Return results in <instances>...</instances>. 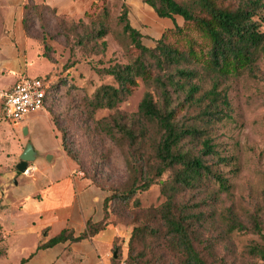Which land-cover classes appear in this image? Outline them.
I'll use <instances>...</instances> for the list:
<instances>
[{"label": "trees", "instance_id": "16d2710c", "mask_svg": "<svg viewBox=\"0 0 264 264\" xmlns=\"http://www.w3.org/2000/svg\"><path fill=\"white\" fill-rule=\"evenodd\" d=\"M142 2L160 18L180 16L183 24L166 29L155 46L148 47L140 31L131 25L128 6L124 5L119 20L132 41L134 57L127 64L115 63L100 70L113 83L102 84L90 101L92 111L113 110L132 95L139 80L150 89L135 113L117 112L98 123L102 133L119 147L129 174L128 181L115 190L112 199L126 205L137 193L155 184L160 185L165 197L160 206L135 216L125 264H226L224 259H218L215 245L237 231H252L261 238L262 243L249 253L264 261V224L257 214L251 216L252 224L247 226L232 208L221 213L219 221H211V214L203 209V204L231 189L230 180L220 166L228 165L233 157L223 155L212 129L228 117L230 103L220 89L221 84L246 72L254 74L264 55V0ZM91 8L78 21L81 30H75L77 44L85 47L100 41L105 46L104 38L109 33L106 22L102 19L90 25L83 22L84 17L95 14L90 13ZM36 11L37 21L49 11L58 28L67 29L66 17L60 18L45 3L28 0L23 27L30 39H36L29 33L28 25L30 18L35 19ZM39 78L48 83L44 110H50L59 98L58 84L54 85L48 76ZM193 112L196 114L192 117ZM61 146L75 160L66 137ZM85 177L101 188L90 174ZM211 187L215 189L202 195L204 198L195 195L198 190L201 194V189ZM108 204L106 199L102 221H88L87 230L80 237L74 238L64 231L40 248L68 238L78 241L104 230L113 224L105 221ZM114 248L118 250L114 264H123L119 240ZM4 253L5 249L0 255Z\"/></svg>", "mask_w": 264, "mask_h": 264}, {"label": "rangeland", "instance_id": "374dc122", "mask_svg": "<svg viewBox=\"0 0 264 264\" xmlns=\"http://www.w3.org/2000/svg\"><path fill=\"white\" fill-rule=\"evenodd\" d=\"M35 2L44 3L43 0ZM94 5L90 13L95 11V14L84 17L83 22L85 25L97 23L99 19L106 22L109 33L104 38L105 46H101L100 41L90 42L85 47L77 44L75 30H81L77 27L79 17L57 14L60 18L66 17L67 29L62 31L51 12L45 11V15H41V19L37 21L36 11L35 19L30 18L28 25L29 33L36 38L32 39L33 50L36 59L39 58L40 61L30 63L29 68L34 71L47 69L45 76L54 85L58 84V100L50 110L44 111L49 116L61 145L63 137H66V145L71 148L75 157V160L72 159L74 164L101 185L98 189L105 194L104 201L108 199L109 202L105 221L119 226L125 234L124 242L119 248L120 258L125 264L135 216L160 206L165 197L160 185L155 184L147 191L137 193L126 205L112 199L115 190L128 181L129 174L119 147L102 133L98 123L117 112L127 115L135 113L150 89L139 80L132 95L115 109L91 110L90 101L96 89L102 84L113 83L112 78L102 74L100 70L115 63L127 64L134 57L132 41L123 31L124 24L119 20L126 5L125 0H95ZM154 46L155 44L148 47ZM29 57H33L31 53ZM0 85H3L2 81ZM205 87L208 89L210 85L207 83ZM220 89L227 94L230 106L228 117L214 126L212 135L223 155L233 157L228 165L220 166L230 180L231 189L203 204V209L211 214V221H219L220 214L232 208L247 226L252 224L253 214H257L264 224V55L254 74L246 72L241 77L227 80L221 84ZM195 114L193 112L191 116ZM40 134L43 141L40 142L41 145L36 143V146H40L41 151L55 147L53 132L46 125L41 128ZM29 138L32 140L30 143L34 142L29 134L23 135L19 126L4 117L0 101V253L5 249L2 233L7 220L22 202L19 193L14 194L12 189L23 179L24 174H18L16 165ZM41 160H47V157ZM213 189L215 188L201 189V194H198V190L195 195L204 198L202 195ZM17 192H21L20 189ZM151 241L155 245L158 243L154 239ZM261 243V238L252 231H237L217 241L215 253L226 264H264V261L249 253L252 247Z\"/></svg>", "mask_w": 264, "mask_h": 264}, {"label": "crops", "instance_id": "0c3cea01", "mask_svg": "<svg viewBox=\"0 0 264 264\" xmlns=\"http://www.w3.org/2000/svg\"><path fill=\"white\" fill-rule=\"evenodd\" d=\"M27 1L0 0V81L3 82L0 90L14 86L23 78L45 77L48 71L29 68L30 63L40 59H36L33 41L23 27ZM43 2L55 9L58 15L81 18L94 5L95 0ZM125 2L129 9L130 23L143 35L146 46H153L166 29L183 23L180 16L174 19L160 18L142 0ZM30 53L33 56L31 58ZM16 125L22 134L26 128L27 134L33 138L37 159L31 165V174L19 172L24 174L23 179L19 178L21 182L15 177L18 185L14 186L16 188L12 192L19 193L22 202L12 211L4 227L2 234L5 253L0 255V264H114L116 241L123 243L125 234L119 226L113 224L78 241L68 238L51 247L40 248L64 231L78 238L86 232L88 221L101 222L105 194L86 179L64 152L44 110L31 113ZM44 125L53 132L56 143L55 147L41 151L36 143L41 145L43 141L40 130ZM43 157H47V160L40 161ZM19 189L21 192H17Z\"/></svg>", "mask_w": 264, "mask_h": 264}, {"label": "built area", "instance_id": "2783aa9c", "mask_svg": "<svg viewBox=\"0 0 264 264\" xmlns=\"http://www.w3.org/2000/svg\"><path fill=\"white\" fill-rule=\"evenodd\" d=\"M48 83L40 78H23L14 86L0 90L2 113L6 119L18 124L31 113L44 110ZM29 165L24 174L32 172Z\"/></svg>", "mask_w": 264, "mask_h": 264}, {"label": "water", "instance_id": "95a60500", "mask_svg": "<svg viewBox=\"0 0 264 264\" xmlns=\"http://www.w3.org/2000/svg\"><path fill=\"white\" fill-rule=\"evenodd\" d=\"M28 131L26 128L23 129V135H27ZM37 159V152L32 145V143L28 142L19 155V163L16 165V169L20 173H24L28 168L30 163H34ZM118 250L116 249L114 252V258H117Z\"/></svg>", "mask_w": 264, "mask_h": 264}]
</instances>
